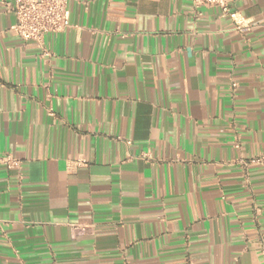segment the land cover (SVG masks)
Wrapping results in <instances>:
<instances>
[{"label": "crops", "instance_id": "crops-1", "mask_svg": "<svg viewBox=\"0 0 264 264\" xmlns=\"http://www.w3.org/2000/svg\"><path fill=\"white\" fill-rule=\"evenodd\" d=\"M12 2L0 264H264V0H68L42 42Z\"/></svg>", "mask_w": 264, "mask_h": 264}, {"label": "built area", "instance_id": "built-area-1", "mask_svg": "<svg viewBox=\"0 0 264 264\" xmlns=\"http://www.w3.org/2000/svg\"><path fill=\"white\" fill-rule=\"evenodd\" d=\"M190 2L196 9L203 6L219 7L224 14L235 19L236 13L230 11V0H190ZM8 5L16 19L11 29L23 40L42 42L45 33L60 32L70 25L68 0H13ZM230 85L231 89L235 90L237 83L231 79ZM0 161L7 168H15L20 165L19 161L10 154L0 155ZM79 162L84 163V160ZM251 162L264 166V156L255 157ZM80 229L79 225H72L74 234ZM21 264L26 263L22 262Z\"/></svg>", "mask_w": 264, "mask_h": 264}]
</instances>
